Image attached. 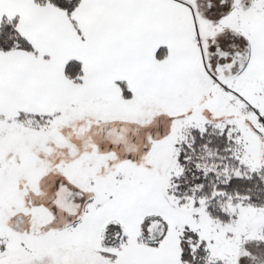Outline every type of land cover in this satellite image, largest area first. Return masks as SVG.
Listing matches in <instances>:
<instances>
[{
    "label": "snow or ice",
    "instance_id": "obj_1",
    "mask_svg": "<svg viewBox=\"0 0 264 264\" xmlns=\"http://www.w3.org/2000/svg\"><path fill=\"white\" fill-rule=\"evenodd\" d=\"M0 264H264V0H0Z\"/></svg>",
    "mask_w": 264,
    "mask_h": 264
}]
</instances>
